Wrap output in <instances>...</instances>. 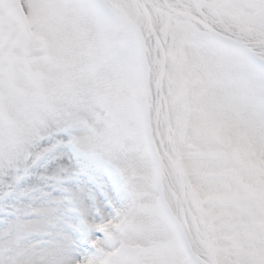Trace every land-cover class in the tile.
Here are the masks:
<instances>
[{"label":"snow or ice","instance_id":"obj_1","mask_svg":"<svg viewBox=\"0 0 264 264\" xmlns=\"http://www.w3.org/2000/svg\"><path fill=\"white\" fill-rule=\"evenodd\" d=\"M0 264H264V0H0Z\"/></svg>","mask_w":264,"mask_h":264}]
</instances>
